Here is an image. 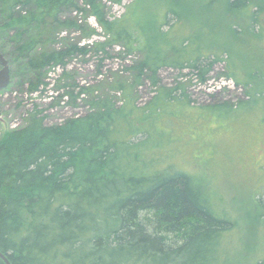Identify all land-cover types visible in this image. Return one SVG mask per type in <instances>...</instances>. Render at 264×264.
Here are the masks:
<instances>
[{"label":"trees","instance_id":"trees-1","mask_svg":"<svg viewBox=\"0 0 264 264\" xmlns=\"http://www.w3.org/2000/svg\"><path fill=\"white\" fill-rule=\"evenodd\" d=\"M104 7L102 0H0L1 27L15 31L10 40L33 72L32 92L48 84L45 69L89 53L58 38L69 30L97 35L81 21L91 15L107 37L91 44L96 52L116 44L143 54L127 68L131 78H115L108 92L80 87L78 95H90L85 115L49 125L36 106L23 126L0 136V251L12 264H218L233 222L218 215L203 181L160 160L179 117L172 107L187 101L184 88L160 84L159 70L192 68L203 80L209 54L197 53L196 39L171 33L172 10L145 35L131 18L109 19ZM68 9L84 17L63 18ZM147 74L158 92L139 106L135 91Z\"/></svg>","mask_w":264,"mask_h":264},{"label":"rangeland","instance_id":"rangeland-1","mask_svg":"<svg viewBox=\"0 0 264 264\" xmlns=\"http://www.w3.org/2000/svg\"><path fill=\"white\" fill-rule=\"evenodd\" d=\"M229 2L102 0L109 19L131 18L145 35L151 32L150 26L165 20L166 11H174L175 16L168 15L174 26L171 33L188 42L196 39L197 53L209 54L202 58L212 63L203 80L192 68L167 65L159 70L160 84L184 88L187 101L172 107L179 117L173 116L171 140L160 148L166 157L160 160L203 181L218 215L233 222L234 228L220 242L219 263L264 264V0H246L245 5ZM62 17L84 15L68 9ZM81 21L86 30L95 27L98 34L87 39L80 31L69 30L58 39L68 37L87 45L89 53L73 57L65 67L45 69L42 76L48 84L32 92L33 72L17 56L10 40L15 31H5L0 20V53L11 74L8 87L0 90V136L23 126L36 106L44 110L49 125L85 115L90 95H78L80 87L100 94L109 91L115 78H131L127 68L143 54L127 53L116 44L108 46L106 53L96 52L91 44L105 41V32L95 16ZM32 34L29 30L25 37ZM59 41L58 46L62 45ZM135 92L137 104L144 106L157 94L158 86L147 74Z\"/></svg>","mask_w":264,"mask_h":264},{"label":"water","instance_id":"water-1","mask_svg":"<svg viewBox=\"0 0 264 264\" xmlns=\"http://www.w3.org/2000/svg\"><path fill=\"white\" fill-rule=\"evenodd\" d=\"M0 90L7 88L10 84L11 74H10V67L7 59L4 57L3 54L0 53ZM0 257L4 260L6 264H12L8 257L0 251Z\"/></svg>","mask_w":264,"mask_h":264}]
</instances>
